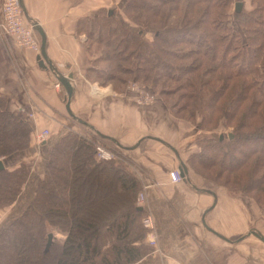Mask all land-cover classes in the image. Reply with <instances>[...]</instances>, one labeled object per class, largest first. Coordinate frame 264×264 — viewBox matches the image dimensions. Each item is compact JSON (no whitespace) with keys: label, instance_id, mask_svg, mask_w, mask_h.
Returning <instances> with one entry per match:
<instances>
[{"label":"trees","instance_id":"1","mask_svg":"<svg viewBox=\"0 0 264 264\" xmlns=\"http://www.w3.org/2000/svg\"><path fill=\"white\" fill-rule=\"evenodd\" d=\"M154 1L159 5L164 1L169 2L171 11L181 9L182 16L178 21L176 17L167 27L152 21L153 46L142 39V32L151 27L139 22V11L148 6L143 1L120 2L124 15L139 25L136 31H128L112 16L107 17L106 22L103 17H87L78 22V33L86 37V49L93 50L97 55L90 72L99 84H110L117 91H122L134 72V80L146 83V88L159 90L160 95L169 97L175 87L168 89L160 85L157 89L158 83L178 81L185 77L177 87L187 92L191 90L192 93H186L179 99H195L198 108L205 106L208 109L216 98L226 99V105H231L222 114V120L226 126L231 127L230 123L234 126L233 138L227 143L219 137V140H209L202 146L205 153L215 155V160L221 164L230 159V169L241 165L237 159L241 153L235 150L236 143L255 136L264 137V103L261 101L258 104L254 97L250 106L241 113L240 106L234 104L241 102L251 90L263 92L264 96V82L258 84L257 71L260 68L256 66L258 52L264 49V0H250L253 15L238 16L243 38L230 33L226 10L231 0H187L183 3L186 4L184 10L178 0ZM199 4L202 6L198 7ZM157 8L161 19L169 18L170 13L163 15L160 7ZM131 12H134L133 16ZM193 12V19L198 17L193 27L198 22L202 23L201 32L184 29L186 22V25H190L191 19L187 20V17L193 16ZM256 13L262 18L255 17ZM248 21L259 25V28L248 27L245 25L249 24ZM262 26L263 29L260 28ZM246 32H251V36L249 33L246 36ZM101 42L105 49L100 47L101 50L96 52L95 46ZM178 44L181 45L180 49H172ZM191 66L208 70H192L193 73L187 75ZM130 67L136 69L132 71ZM184 69L188 71L184 72ZM179 71L183 76L178 74ZM221 71L225 74H221ZM205 72L217 75L220 81L218 85L211 86L205 81ZM226 74L239 79L233 82L230 90L223 82ZM225 81L228 83L231 80ZM259 107L263 109L261 114L257 111ZM186 108H189L188 119L193 120V106L187 105ZM219 112L223 113L222 107L214 114ZM255 115L258 118L253 122L251 119ZM219 120L220 116L215 115L205 123L213 128L219 124ZM31 124L22 114L11 110L6 97L0 95V156L7 157L28 147L33 136ZM96 140L69 131L50 147L42 173L36 178L34 197L19 218L0 228V264H135L150 252L141 225L145 215L138 210L135 202L141 188L139 180L116 160L97 161L94 146L100 142ZM225 154L226 158H223ZM194 157L202 166L207 164L200 153ZM253 173L249 175L250 179L257 177L256 169ZM27 176L25 164L0 171V207L16 200ZM47 227L62 233L64 238L51 242L46 250L47 236L51 234L46 231Z\"/></svg>","mask_w":264,"mask_h":264},{"label":"crops","instance_id":"2","mask_svg":"<svg viewBox=\"0 0 264 264\" xmlns=\"http://www.w3.org/2000/svg\"><path fill=\"white\" fill-rule=\"evenodd\" d=\"M97 1L22 0V4L27 19L37 22L46 37L47 59L60 74L73 75L69 104L73 114L99 134L127 148L121 149L81 126V134L88 139L95 138L99 144L113 147L116 161L139 180L138 193L144 194L142 211L153 218L156 248L152 247L135 264H264L247 261L244 198L231 197L223 189H209L188 165L197 140L193 126L172 116L160 102L153 106L137 105L134 95L126 89L117 91L110 84L104 86L95 80L90 71L97 55L86 49V37L78 33V22L110 10L96 5ZM241 2L246 5L245 0ZM34 33L40 48V36ZM38 54L39 50L18 49L0 34V95L6 97L14 112L22 108L33 114V132L49 131V139L35 146L50 149L61 136L76 130L65 110L64 90L60 84L59 89L55 87L58 81L51 70L38 67ZM3 162L5 169L13 168ZM180 162L187 169L189 182L171 184L168 172L178 169ZM41 173L42 169L34 176ZM193 187L213 192L215 204L211 194ZM202 218L215 234L203 226ZM144 241L147 244L146 237Z\"/></svg>","mask_w":264,"mask_h":264},{"label":"rangeland","instance_id":"3","mask_svg":"<svg viewBox=\"0 0 264 264\" xmlns=\"http://www.w3.org/2000/svg\"><path fill=\"white\" fill-rule=\"evenodd\" d=\"M121 1L122 2L129 1L130 3L134 2V0H124V1L123 0H98L96 5H99L101 7H107V8L109 7L108 9L112 10V14H111L112 18L119 20L123 24V27H125V29H127L128 31L129 30L136 31L139 28V25H135L134 23L130 21V19L126 17V15H124V12H122V7L120 8ZM135 1H143L148 4V6L146 5V7L142 8L139 11V13H141L139 14L140 16L139 22L143 24L146 23L149 26H151L146 32L141 31L142 34L143 33L145 34V35L143 34L142 39L147 41L150 45L152 44V37H153L152 26H154V22L152 24V21L155 20L159 24L162 23L164 27H167L168 25L174 22L176 17L178 18L176 19L178 21L182 16L181 9H179L178 11L177 10L171 11L170 7H172V5L169 2L164 1V2H161L159 5L154 0H135ZM179 1H181L182 4L187 2V0H178V2ZM248 1L249 0H245L246 2V5H245L241 2V0H231L226 10V15L228 16V20H229V27H231L230 33H233L235 35L237 34L241 36L242 38H243V32L241 28L242 26L240 27L238 25V19H239L238 16L241 14L242 16L244 15V17L247 16L248 14L253 15L252 5L249 4ZM236 3H240L241 5L240 13L235 12ZM182 4H180V7L182 6ZM197 6L201 7L202 5L199 4ZM0 7H1V0H0ZM157 7H160V11H162L163 15H165L167 12L170 13L169 18L164 17V19H161L160 14H158V12L156 11V9H158ZM182 8L183 10L186 9V4H183ZM108 11L109 10H103L96 17H103L104 22H106L107 20L105 19L109 17ZM221 12H225V11L222 10ZM262 12L264 14V10ZM130 15L133 16L134 12H131ZM190 15H192L191 12H190ZM190 15H188L187 17V20L191 19L190 25H186L187 23L186 22L185 26H188V27L184 26V29L195 31V32L203 31L202 23L198 22L193 27V22H196V19L198 18L196 17L195 19H193V17L195 16V12H193V16H190ZM255 17L260 18L261 16L260 14L256 13ZM249 21L251 20L249 19ZM245 25H249L248 27L254 28V29L259 28V25L253 24L251 22ZM260 28L263 29V26ZM248 33H249V36H251V32H248ZM248 33L247 32L245 33L246 36H248ZM256 36L258 39L259 37L257 34ZM100 47L105 49L104 43L101 42L97 46H95L96 48L95 51L96 52L100 51L101 50ZM180 48H181V45L178 44V46H174L172 49H180ZM183 48H186V46H183ZM174 51H177V50H174ZM174 53L177 54V52H174ZM187 64H189V61H187ZM195 65H203V64H195ZM207 65H203V66H207ZM256 66H257V69L260 68V71H257V75H258V80H259L258 84L261 85L264 82V49L258 52V60L256 61ZM195 68L191 66L189 68V74L187 75H191V73H193V71L195 70H197L198 72L203 71V70H206V71L208 70V69H203L204 67H202V69H200L199 67H197V69ZM130 69H132L133 71L136 68L130 67ZM187 71L188 70L184 72H187ZM221 72H222L221 74H225V72L223 71ZM178 74L183 76L182 71H179ZM135 75L136 74L133 72L131 78H129V80L131 79L130 82L138 83L144 88L145 93L154 96L155 100L151 106L160 102L163 104L164 108L172 116L178 119L184 120L188 122L191 126H193V132H194L193 136L197 137V140H196V143L193 142L194 143V148H193L194 152L192 155L193 160H192V156L190 157V159L193 162H189L190 159L187 161L188 165L192 167L191 169H193V172L198 176L199 179L206 182V185H208L209 189L211 190L223 189L231 197L240 196L241 198H244L245 204H246L247 233L253 230L255 232L261 233V235L264 237V178H263L264 175H262L264 173V155H262L264 154V137L255 136L253 138H246L247 140L243 141L242 139V141L237 142L235 150H238L241 153V155L237 159L239 162L241 161L240 163L242 164L239 166L234 165L237 167H233L232 169H230L231 168L230 162L232 163L230 159H227V162H223L221 164V162H217L215 160V157H216L215 155H212L211 153L209 154L205 153L204 148L202 146V144L206 143L209 140H215V141H217V139L219 140V137H221V139L227 143L230 142L229 140L233 138L232 133L235 131L233 130L232 127L234 126L231 123H230L231 127L226 126L225 122L222 120L223 119L222 114H224V111L228 108V106L231 105V104L226 105L227 104L226 99L216 98L215 102L208 106V109L205 108V106H203L202 108H198L197 106H195L196 104L195 99H192L190 97H188L187 100H183L182 98L179 99L180 96L187 95L186 93H192L191 90H188L187 92V90L185 89L179 90L177 87L179 84H182V82L186 79L185 77L180 78L178 81L168 80V81H163V82L161 81L160 83H158L157 89H159L160 85H163L162 87H167L168 89L175 87V90L171 91L173 92V94L169 97V96L160 95V93L158 92L159 90L158 91L155 89L152 90L148 86L150 89L149 90L148 88L144 86V85H147L146 83L143 84L141 81L134 80ZM204 76H206L204 80L207 81L211 86L213 84L218 85L217 83L220 82L218 80L217 75L215 76V75H212L211 73L205 72ZM225 76L227 80H231L228 83L225 81L226 79L223 80L226 87L230 90L234 86L233 82L239 81V79L232 78L231 76L227 74ZM189 78L191 77L189 76ZM125 87L122 88L123 92L125 91L124 89H126ZM106 88L109 90V87H106ZM227 93L224 94V97L227 96ZM254 97L256 98V102H258V104L261 101L264 103L263 92L260 93V92L251 90L247 92V94L245 95V98H243L241 102L234 103L235 105L240 106L239 113H241L242 111L245 112L247 107H249L250 104L252 103L251 99ZM187 105L193 106V111H191L193 112V117H192L193 120L188 119L190 118V115L188 113L189 108H186ZM220 107H222L223 113L219 112L217 114H214L215 112H217V110ZM262 110L263 109H261V107L257 108V111L260 112V114ZM20 114H22L23 116L25 115V113H20ZM215 115L220 116L219 124L216 127L213 126V128L212 126L209 127L208 125H206L205 121ZM233 117L236 118V116H233ZM257 118H258V115H255L254 119L252 118L251 120H253L254 122L255 120H257ZM251 120H248V121H251ZM27 122L31 123L30 121H27ZM63 123H56V124L60 125ZM71 123L75 124V130H76V131L74 130H71V131L81 134L82 131L84 130L83 127H81L82 125L78 124L74 120H72ZM201 123L203 124L202 128H199ZM81 129L83 130L81 131ZM38 131L40 130L36 129V131L32 132L33 136H32V139H30V143L28 144L27 148L17 151L7 157L0 156V160L5 161V164L7 162L8 165L13 166V168H9V170L14 169L15 167L17 168L21 164H25L28 168L27 179L22 185L21 192L16 198V200L8 206L0 207V228L7 225L14 218H19L20 215L23 214L24 209L28 206V204L30 203V201L35 195L34 189L37 186V181L34 175H35V172H38L41 169H43L46 163V158L48 157V152H49L48 148L41 149L35 146L36 144L35 133H37ZM228 134H231V137H229ZM193 141H194V138H193ZM107 147H109L110 149H113V151L115 152V149L113 147H110V146H107ZM227 149L229 150V148ZM196 153H198V155L200 153L201 159L205 161L207 164H204L202 166L198 162L197 158L194 157ZM224 157L226 158V154L223 155V158ZM197 164H198V167L196 166ZM200 167H204L205 169L200 168ZM254 169H256L258 172L257 177L255 176L252 179H250L249 175L252 176L253 174H255L253 173ZM249 179L252 181H250ZM141 225H142V222H141ZM46 231H49L52 234L51 242L62 241L64 238L63 234L58 232L55 229L51 230V228L47 227ZM148 233L149 231L145 230V236ZM246 239H247L246 240L247 241L246 242L247 255L249 254V256L247 257V261H253V260L254 261H264V244L253 235L247 236Z\"/></svg>","mask_w":264,"mask_h":264},{"label":"built area","instance_id":"4","mask_svg":"<svg viewBox=\"0 0 264 264\" xmlns=\"http://www.w3.org/2000/svg\"><path fill=\"white\" fill-rule=\"evenodd\" d=\"M0 33L13 41L18 49L36 52L39 50V42L31 24L26 20L22 12L19 0H1ZM55 87L59 89V83H56ZM126 92L134 95L135 103L140 106H150L155 100L154 96L145 93L144 88L138 83L129 82L126 85ZM19 112L25 113L24 116L33 123L34 117L32 113H28L22 108L19 109ZM48 137L49 131L47 129L38 131L35 133L36 145H41L46 142ZM94 157L97 161L111 162L116 160V153L105 144L97 143L94 146ZM168 179L171 184H177L182 181L178 169H173L168 172ZM143 203L144 194L140 192L136 198V206L143 209ZM141 222L144 230L149 231L145 236L148 246L156 248L153 218L147 213L141 219Z\"/></svg>","mask_w":264,"mask_h":264},{"label":"water","instance_id":"5","mask_svg":"<svg viewBox=\"0 0 264 264\" xmlns=\"http://www.w3.org/2000/svg\"><path fill=\"white\" fill-rule=\"evenodd\" d=\"M19 4H20V7L22 9V12H23L24 16L26 17V15H25L26 13H25V10H24L23 4H22V0H19ZM240 8H241L240 3H236L235 4V12L236 13H240ZM111 14H112V10H109L108 11V16H111ZM26 20H28V22L31 24L33 30L35 32H37L39 34V36H40L39 54L36 57L38 67H40L42 69H49V70H51L55 74V76L57 77L58 83L62 86V88L64 90V94H65L64 95V101H65V110H66V113L71 117L72 120H74L78 124L83 125V126L89 128V129L95 131L94 128L91 125H89L88 123H86V122L82 121L81 119H79L78 117H76L73 114V112L71 111V109H70L69 104H70V101H71V98H72V95H73V86H72L73 75L72 74L62 75V74H60L57 71V69L55 68V66H53L51 64V62L47 59V57L45 55L46 37H45L43 31L41 30V28L39 27V25H38L37 22H34V21H31L30 22L29 19H27V17H26ZM45 63L47 64V66L45 65ZM95 133L100 138L105 139V140H109V141L113 142L115 145H117V147H119L121 149H127V148L121 146L120 144H118L117 141H115V140H113V139H111V138H109L107 136L101 135L97 131H95ZM228 136L231 137V134H228ZM155 140L160 141L157 138ZM129 149H132V148H129ZM4 169H5L4 162L2 160H0V171H2ZM178 171L181 174L182 180H184L185 182H189L188 177H187V169L183 165V163H181V162L179 163ZM193 188H195V187H193ZM196 190L197 191H201V192H207V193L211 194L213 196V198H214L213 205L215 204V195H214L213 192H211L209 190H202V189H196ZM210 209L211 208L207 209V211L210 210ZM138 210L141 211L142 208L138 207ZM205 213H204V215H205ZM204 215H203V218H204ZM203 218H202V224H203V226L206 227V229H208L209 231H211L205 225V222H204ZM211 232L214 233L213 231H211ZM249 235L255 236L257 239H259L264 244V237L261 236V234H259V233H257V232H255V231L252 230L249 233H247L246 236H249ZM242 238L243 237H241L240 239H242ZM51 239H52V234H48V236H47V244H46V247H45L46 250L49 247V245L51 244Z\"/></svg>","mask_w":264,"mask_h":264}]
</instances>
